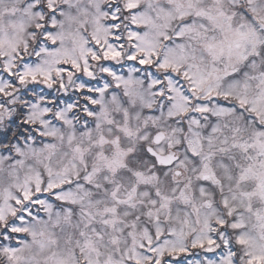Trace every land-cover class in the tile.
<instances>
[{
  "label": "snow or ice",
  "instance_id": "snow-or-ice-1",
  "mask_svg": "<svg viewBox=\"0 0 264 264\" xmlns=\"http://www.w3.org/2000/svg\"><path fill=\"white\" fill-rule=\"evenodd\" d=\"M0 264H264V0H0Z\"/></svg>",
  "mask_w": 264,
  "mask_h": 264
}]
</instances>
